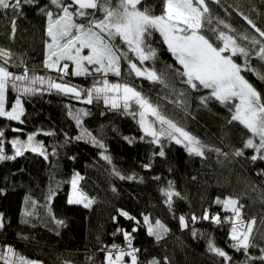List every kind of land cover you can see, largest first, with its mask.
<instances>
[{"label": "snow or ice", "instance_id": "6c2138e0", "mask_svg": "<svg viewBox=\"0 0 264 264\" xmlns=\"http://www.w3.org/2000/svg\"><path fill=\"white\" fill-rule=\"evenodd\" d=\"M211 5L220 7L226 16L236 12L249 28L237 31L226 19L214 14ZM159 7V14H155L146 0H0V18L8 21L10 40L15 39L17 20L27 18L26 8L44 21L43 75L29 69L22 59L17 63V54L0 46V119L9 122L0 127V162L15 161L27 152L45 161L58 155L56 147L53 146L49 152L45 143L36 139L39 135H55L54 131L37 129L25 133L23 127H11L10 123L24 125L25 103L45 94L61 95L84 105L102 104L104 111L100 112L101 116L106 112H116L131 117L142 134L138 138L125 136L124 139L130 145L138 140L157 148L150 160L166 158L165 148L175 144L182 146L189 156L202 160L208 158V153H214L221 165L225 161L232 162L230 155L253 164L258 160L264 161V88L249 79L251 75L264 85V28L257 26L238 7H225L223 0H159ZM157 33L159 43L173 59V63L163 64L160 68H157L159 49L153 46ZM12 68L22 69V72L10 71ZM77 77L91 79V85L73 84L72 78ZM109 77H115V80ZM141 81H147L153 87L159 86L160 91L155 98L144 92ZM193 101L202 108L217 103L226 109L225 127L239 126L243 133L240 136L242 147H234L231 153L225 152L203 142L174 116L167 114V105H171V111L181 114V119L190 117ZM64 108L80 129L76 136L64 133L65 143L84 140L102 150L100 159L111 166L108 169L110 175L120 180L144 182L143 177H137L135 173L122 174L113 164L111 155L107 154L103 140L84 127V119L92 114L88 108H76L71 102ZM9 129L26 135V139L19 136L8 139L5 133ZM223 137L227 138V132ZM6 144L11 146V154L6 152ZM249 149L253 154L246 157L245 152ZM69 159L74 161L76 157ZM142 167L150 170L152 164L145 163ZM256 175L264 177V168ZM82 179L79 172L73 171L70 180L66 181L71 189L66 203L91 209L95 200L80 188ZM152 179L159 181L161 178L154 176ZM61 183L65 182L55 181L54 187L49 184L43 203L26 197L28 207L21 214V223L36 227L37 224L31 223L29 218H38L40 225L59 236L60 228L67 225L63 219L57 218L52 205ZM160 194L176 219L174 198L184 197L175 190L172 181L160 188ZM213 203L221 207L225 213L223 217L221 212L210 213L209 208H203L200 216L195 213L190 217L180 215L181 230L190 229L193 239H197L205 235L194 227L200 221L227 226V236L231 241L229 247L235 252H243L245 259L233 261V257L218 247L213 238L207 240L208 252L221 258L223 264H253L254 261L264 264V247L255 242L253 235L264 227V214L260 215L258 225L256 216L246 217L242 211L245 205L239 197L217 196ZM261 203H264V193L261 194ZM38 208L44 209L43 215L37 211ZM118 217L132 221L134 225L131 231L117 227L112 232L113 238L117 235L123 237V245L115 240L104 244L97 236V252L103 255L101 264H161L156 257L146 261L140 259L141 249L134 246V233L144 229L147 236L159 243L170 229L159 218L143 212L138 219L117 208L116 215L111 216L112 222L118 223ZM8 226L4 213L0 212V232ZM17 235L21 239H29L20 233ZM252 248H259L260 255L252 256L249 252ZM94 259V254L86 257L88 264H94ZM163 259L164 264H170L167 256ZM0 264L43 262L19 255L11 245L4 244L0 245ZM61 264H71V261H62Z\"/></svg>", "mask_w": 264, "mask_h": 264}, {"label": "trees", "instance_id": "16d2710c", "mask_svg": "<svg viewBox=\"0 0 264 264\" xmlns=\"http://www.w3.org/2000/svg\"><path fill=\"white\" fill-rule=\"evenodd\" d=\"M115 2V0H114ZM224 6L238 7L240 12L253 19L257 26L264 28V0H223ZM147 5L152 6L155 14H159V0H146ZM214 14L226 19L237 29L243 32L249 28L246 21L236 12L226 16L223 10L216 5H211ZM254 9V10H253ZM27 18L17 20L15 39L10 40L8 33L10 28L8 21L0 18V46L10 48L17 54V63L22 59L29 69H34L43 75L42 70L43 44L42 31L43 18L37 16L34 11L25 9ZM159 34H155L153 46L159 49L160 60L157 68L163 64L173 63L171 54L159 43ZM147 63V62H146ZM10 71L22 72V69L12 68ZM55 75V73H49ZM115 80V77H109ZM249 79L264 88V85L249 75ZM73 84L88 87L91 79L83 77L72 78ZM145 93L155 98L160 91L159 86L153 87L147 81H141ZM179 87V85H178ZM10 96L14 94L10 93ZM73 103L76 108H88L91 115L84 119V127L89 129L94 136L101 138L107 146V154L111 155L112 162L124 175L135 173L137 177H143V183L138 180H120L109 174L111 167L100 159L102 150L94 147L84 140L65 143L64 133L69 136L80 134L75 122L66 114L64 105ZM26 123L19 125L10 122L11 127H23L25 133L34 132L37 129L54 131L55 135H39L51 152L56 147L58 155L50 156L48 161L31 152L18 157L15 161L0 162V212L4 213L9 226L4 232H0V245H11L16 253L31 260L42 261L43 264H61L62 261H71V264H88L86 257L95 256L94 264H101L103 255L97 252L99 244L97 236L104 244L123 241V237H112V232L117 227L131 231L134 222L123 217H118V223H113L111 216L116 215V209H123L140 219V213L151 214L159 218L170 232L157 243L152 237L146 235L141 229L134 233L133 243L141 249L140 259L151 260L156 257L164 264L167 256L170 264H223L221 258L215 257L207 250V240L213 238L218 247L223 248L233 257V261H243V252H235L229 247L228 227H219L207 221H200L194 225L198 232L204 233V238L193 239L190 229L181 230L178 217L191 213L202 215L203 208H209L210 213L221 212V207L213 201L217 196L239 197L245 205L242 210L246 217L256 216L259 225V217L264 214V203H261V194L264 193V177L256 175V172L264 168V161L253 164L244 158L231 157V163L227 161L223 165L217 162L214 153H208L207 159L189 156L185 149L179 145L166 147V158L155 157L150 160L154 150L153 145L140 142L129 144L124 137H139L140 132L137 123L129 116L116 112L104 111L103 105H84L69 101L61 95L36 96L25 103ZM191 116L181 119V114H174L171 105H167V114L174 116L191 134L203 142L215 145L223 151L231 153L233 148L242 147L240 136L243 134L239 126L225 127L226 109L217 103L210 104L208 108L198 106L193 101L189 109ZM9 122L0 119V127ZM103 126V127H102ZM227 132V138L223 134ZM7 138L23 136L9 130L5 133ZM87 139V138H86ZM223 139V142H221ZM229 145V146H226ZM7 152L11 154V146L7 145ZM252 150H246L245 156H251ZM75 156L73 161L69 157ZM223 159V158H221ZM151 162L150 170H145L142 165ZM171 169V171L169 170ZM73 171L79 172L83 179L80 188L95 203L91 209L82 205L66 203L70 184L66 183L71 178ZM54 176V179H51ZM159 176V181L152 179ZM195 177V179H193ZM55 181H62L58 194L53 201V211L57 218L65 221L66 227L60 228V235H55L48 228L40 225L38 218H29L30 224L21 223L22 212L28 207L25 198L44 202L49 184L55 186ZM172 181L175 190L180 192L184 199L174 198L173 209L176 219L173 218L164 204V197L160 194V188L166 187L167 182ZM115 189V191H113ZM37 211L43 215L44 209ZM54 227V226H53ZM17 233L29 237L21 239ZM255 242L264 247V227L260 232H254ZM146 250V251H145ZM252 256H259V248L249 250ZM253 264H260L254 261Z\"/></svg>", "mask_w": 264, "mask_h": 264}, {"label": "rangeland", "instance_id": "374dc122", "mask_svg": "<svg viewBox=\"0 0 264 264\" xmlns=\"http://www.w3.org/2000/svg\"><path fill=\"white\" fill-rule=\"evenodd\" d=\"M110 79V78H109ZM112 80V79H111ZM17 136V135H16ZM14 137V136H13ZM13 137H10V138H8V139H11V138H13ZM21 139H26V137H23V136H19ZM36 139L37 140H39L37 137H36ZM5 149H6V152H7V144L5 145ZM12 150V149H11ZM7 153H9V152H7ZM71 190V189H70ZM34 260H36V259H34ZM37 261H39V260H37Z\"/></svg>", "mask_w": 264, "mask_h": 264}, {"label": "built area", "instance_id": "2783aa9c", "mask_svg": "<svg viewBox=\"0 0 264 264\" xmlns=\"http://www.w3.org/2000/svg\"><path fill=\"white\" fill-rule=\"evenodd\" d=\"M123 243H124L123 241L118 242V244H121V245H123ZM134 246L137 247L135 244H134Z\"/></svg>", "mask_w": 264, "mask_h": 264}]
</instances>
